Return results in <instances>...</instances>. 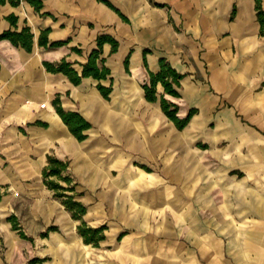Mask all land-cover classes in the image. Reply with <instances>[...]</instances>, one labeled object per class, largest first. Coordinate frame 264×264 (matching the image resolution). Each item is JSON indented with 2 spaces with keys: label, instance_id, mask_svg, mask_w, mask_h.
<instances>
[{
  "label": "crops",
  "instance_id": "0c3cea01",
  "mask_svg": "<svg viewBox=\"0 0 264 264\" xmlns=\"http://www.w3.org/2000/svg\"><path fill=\"white\" fill-rule=\"evenodd\" d=\"M109 1L120 14L98 0H44L40 12L24 0L0 5V34L25 26L34 34L31 53L0 41V186L54 198L43 178L48 156L69 161L77 200L88 208L83 220L106 227L95 247L101 264H264V0ZM45 30L65 45L40 47ZM100 35L118 42L116 52L108 43L102 51L109 100L93 78L75 86L44 66L66 59L81 73ZM161 59L183 76L180 96L165 98L180 118L195 111L183 130L145 99L142 86ZM157 91L164 95L161 84ZM57 97L91 123L85 141L57 113ZM130 109L137 119L125 118ZM90 141L126 144L148 162L161 157L162 175L176 186L155 192L157 175L145 163L115 179L122 162L98 166L85 149ZM47 203L37 213L55 227L43 236L55 264H89L81 222L60 201Z\"/></svg>",
  "mask_w": 264,
  "mask_h": 264
},
{
  "label": "trees",
  "instance_id": "16d2710c",
  "mask_svg": "<svg viewBox=\"0 0 264 264\" xmlns=\"http://www.w3.org/2000/svg\"><path fill=\"white\" fill-rule=\"evenodd\" d=\"M22 1L23 0H0V5L9 3L13 7H18ZM24 1L29 3L38 12H40L44 7V0ZM98 1L104 3L109 8L120 14V12L110 3L109 0ZM258 18L260 23L264 26V12L262 10L258 11ZM7 20L10 22L11 26H17L18 18L15 15H10L7 17ZM49 32L50 30L41 32L38 39L40 47L51 50L65 45V42L62 41L51 42L49 40ZM2 40H8L15 47H21L29 53L33 52L34 34L28 26H25L21 31H4L0 34V41ZM107 43L112 45V52H116L118 42L111 36L100 35L97 38L98 48L89 54L88 60L85 64H80L82 68L81 73L74 68L73 63L68 62L66 59H62L58 63L45 61L44 66L49 73L65 75L75 86H79L86 78H93L98 82L97 89L101 96L105 100H109L113 91V79L110 78L111 71L106 67L105 59L102 58L103 46ZM74 51L81 52L77 48H74ZM125 65L128 67V60H126ZM182 78L183 76L177 73V71L173 69L165 59H161L160 71L157 74L149 72V82L142 86L146 101L149 103L159 102L163 113L175 124L178 130H183L195 114V111L191 110L187 117L180 118L178 116V106L165 98V95L173 97L180 96L178 88L181 86L180 81ZM104 80L110 81V85L108 87L101 83ZM159 84H161L164 89V95L161 97H158L157 91ZM54 105L57 113L65 125H67L73 136L79 142L85 141L87 139V135H85L84 132L91 129V123L79 113L65 111L61 106L59 97L55 99ZM69 166V161H63L56 157L48 156V165L43 171L44 183L47 188L54 193V198L59 200L61 204L71 213L72 218L81 222L78 226V233L83 238L84 243L94 247H99L100 242L105 239L104 231L106 230V227L102 226L93 228L88 226L83 220L88 208L82 202L77 200V197L80 196V194L76 192L77 184L75 183L74 178L67 174ZM9 221L13 222V229L19 231L21 238L27 239V236L20 231V228H18L15 217H11ZM52 230H55V227L49 228V231Z\"/></svg>",
  "mask_w": 264,
  "mask_h": 264
},
{
  "label": "rangeland",
  "instance_id": "374dc122",
  "mask_svg": "<svg viewBox=\"0 0 264 264\" xmlns=\"http://www.w3.org/2000/svg\"><path fill=\"white\" fill-rule=\"evenodd\" d=\"M131 113V109L125 112V118L127 120L137 119V114ZM85 149L91 153L93 162L103 169L115 168L117 163L122 162L121 170L113 171L115 179L119 178L121 171H137L138 168H141V163H145L148 166L146 165V170H143L157 175L155 192H162L165 186H176L169 177L162 175L164 164L161 157L154 162H148L141 159V156L132 151L130 146L120 142L102 145L90 141L85 145ZM0 193V264H55L53 253L48 251L50 248L43 238L44 234L48 232V228L53 227V225L47 226L38 217L37 205L59 201L53 198L52 194L44 191L26 194L15 191L9 192L8 188L0 186ZM160 210L162 211V208ZM11 217H15L18 228L27 236L26 240L21 238L19 231L13 229V222L9 221ZM88 249L92 251V255L87 262L89 264H101V259H99L101 252L92 245Z\"/></svg>",
  "mask_w": 264,
  "mask_h": 264
}]
</instances>
